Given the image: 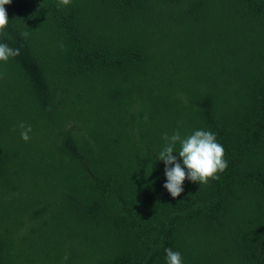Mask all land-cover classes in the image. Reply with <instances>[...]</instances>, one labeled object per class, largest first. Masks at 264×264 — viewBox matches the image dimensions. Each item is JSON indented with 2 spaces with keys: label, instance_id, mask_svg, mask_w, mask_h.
Listing matches in <instances>:
<instances>
[{
  "label": "trees",
  "instance_id": "16d2710c",
  "mask_svg": "<svg viewBox=\"0 0 264 264\" xmlns=\"http://www.w3.org/2000/svg\"><path fill=\"white\" fill-rule=\"evenodd\" d=\"M58 4L5 5L0 264H264V0ZM198 129L228 167L172 198L164 134Z\"/></svg>",
  "mask_w": 264,
  "mask_h": 264
},
{
  "label": "clouds",
  "instance_id": "9594fccd",
  "mask_svg": "<svg viewBox=\"0 0 264 264\" xmlns=\"http://www.w3.org/2000/svg\"><path fill=\"white\" fill-rule=\"evenodd\" d=\"M12 0H0V35H6L4 30L9 24L5 5H10ZM71 0H59L58 7L70 5ZM29 31H24L21 36L28 38ZM20 55V49L9 47L6 43H0V61L7 62L9 58ZM21 139L28 142L32 128L21 122ZM165 145L158 153L157 159L163 161L166 182L163 187L172 198L180 197L184 192V183L189 181L195 184L206 185L209 180H218V173H223L228 167L224 159V148L217 142L213 132L207 130H194L190 135L181 136L179 130L169 136L164 134ZM177 144L179 148L177 149ZM167 264H182V256L179 251L172 248L165 250Z\"/></svg>",
  "mask_w": 264,
  "mask_h": 264
}]
</instances>
